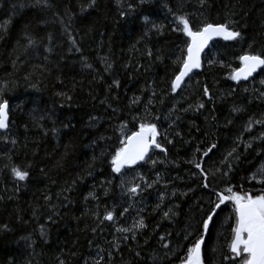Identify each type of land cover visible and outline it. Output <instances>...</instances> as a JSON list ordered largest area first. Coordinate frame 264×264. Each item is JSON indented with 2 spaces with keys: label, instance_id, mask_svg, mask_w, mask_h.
I'll use <instances>...</instances> for the list:
<instances>
[{
  "label": "trees",
  "instance_id": "16d2710c",
  "mask_svg": "<svg viewBox=\"0 0 264 264\" xmlns=\"http://www.w3.org/2000/svg\"><path fill=\"white\" fill-rule=\"evenodd\" d=\"M48 2L51 7L0 0V95L10 107L9 127L0 132V264H180L186 249L178 250L179 258L169 253V260L159 237L171 233L175 246L185 229L197 226L200 208L215 200L187 161L203 163L211 189L230 183L242 194L264 191L259 175L250 179L264 164V68L247 81L230 79L241 55L264 54V0H206L203 7L200 0H96L94 7L90 0ZM176 13L189 14L193 30L234 21L230 27L243 39H216L201 69L173 94L177 58L186 56L189 42L174 31L182 28ZM26 34L35 41L31 47ZM200 102L205 108L196 111ZM140 123L156 124L167 155L152 149L155 166L148 161L113 173L111 157ZM213 143L210 158L204 157ZM14 166L27 170L28 178L15 179ZM134 184L145 190L130 198L126 189ZM222 207L206 237L205 264H223L228 253L234 218L225 217H234L233 205ZM169 208L177 213L171 220L163 218ZM106 211L115 219L101 224L97 216L102 220ZM140 219L147 227L133 229L135 239L133 232L117 231Z\"/></svg>",
  "mask_w": 264,
  "mask_h": 264
},
{
  "label": "snow or ice",
  "instance_id": "6c2138e0",
  "mask_svg": "<svg viewBox=\"0 0 264 264\" xmlns=\"http://www.w3.org/2000/svg\"><path fill=\"white\" fill-rule=\"evenodd\" d=\"M117 2L120 3L121 0H117ZM148 2H150V0H139L141 5ZM205 3L206 0H200L201 7H203ZM41 4L44 7H51L48 0H36L37 6H40ZM95 4L96 0H90L88 7H94ZM169 11L171 12V9H169ZM122 15H126V13H122ZM144 21L147 24L149 22V17L145 16ZM175 21L178 25H181L182 28L174 29V31H182L184 35L189 38L190 42H188L186 46V56H184L182 60L180 57L177 58L178 62L181 63V67L170 84L171 93L173 94L182 87L185 83V78L189 77V74L193 69L201 67V53L204 51L205 47H207L208 42L211 39L217 36L222 37L224 40L243 39L241 31L230 27V24L235 23L234 21L220 24L204 23L197 30H193L194 26L190 20L189 14H177L175 15ZM152 27L157 31H161V27L156 24H152ZM65 31H67V29H65ZM69 36H71L70 33ZM26 39L29 47L35 43V41L30 36H27V34ZM72 44H76L74 38H72ZM48 51H51V49H48ZM147 55H152L151 50L148 51ZM239 60L241 62V67L238 70H233V73L230 76V79L237 83L241 80H248L258 69L264 68V54L261 53H246L241 55ZM87 67H91V65H87ZM114 84L116 87H119V81H114ZM261 84H264V80H261ZM203 94L209 101H212L213 97L207 86L203 87ZM152 95H156L155 91H153ZM261 96H264V92H261ZM68 99H71V97H68ZM132 103H139V98L134 99ZM148 103L151 104L152 100L149 99ZM191 108L192 106L190 105L189 109H184V111H188ZM203 108H205L203 102H200L195 106L196 111ZM8 110L9 101L0 95V131H6L9 127ZM173 111H175V109H173ZM233 111L239 112L241 109L234 108ZM156 119H159V117H156ZM176 119H179V117H176ZM251 123L252 121H249V127L246 129L247 131L251 130ZM255 123L260 124L262 121L257 120ZM169 127H171V125H169ZM161 135L162 134L158 131L155 123H140L138 131L133 132L126 139H121L120 144L122 146L115 151V154L110 160L112 172L120 174L123 169L131 168L140 162L151 161L152 165L155 166L158 161L151 159V156H149L150 150L159 149V151L165 153V155H167L168 151L167 148L162 146L157 139ZM163 135L169 144L173 143L172 139H168L166 133ZM176 135L179 136L180 134L177 132ZM260 138L264 139V136H261ZM12 142L15 143V141ZM251 146V144L247 145L249 148ZM216 147L217 145L215 143L211 144L203 151V156L210 158V154ZM197 151H200V149L198 148ZM234 151L235 149H233L232 152H229L228 156H232ZM159 162L163 163L164 161ZM187 162L191 163L193 167L200 171L203 181L201 186L204 189L212 191L215 200L210 198L207 202L208 206L206 208H200L201 217L197 226L192 231L185 229V231L179 235V239L176 241L175 246H172V241L168 240V237L172 235L171 233L159 237L161 246L168 250L165 255L168 256L169 260L172 258L168 255L169 253H171L172 256H177V258H179L177 255L178 250L184 248L186 251L183 253V258L180 259V264H205L207 247L206 237L216 228L220 219V214L224 211L222 206H226L230 202L233 205L234 217L231 215L225 217V222L234 218V226H231V240L227 244L228 253L222 256L223 264H264V191L255 196L250 192H244L242 194L241 192L234 190V186L230 183L219 191L211 189L208 174L205 171L203 163L195 159V157ZM224 162L227 163V160L225 159ZM231 168V164H228L229 172L231 171ZM11 172L15 179L19 181H24L29 176L27 170H21L18 166H14L11 169ZM258 175L261 178L257 182L264 185V165H262L258 172L254 173L250 179L257 180ZM223 176H228V172H224ZM159 179L158 174L155 182L158 183ZM123 183L124 182L122 181V186ZM145 183L148 188L153 186L146 181ZM143 190L145 189H142L140 184H134L127 187L126 194H129L131 198L139 195ZM105 195H107V192H105ZM172 195L175 196L176 193L173 192ZM183 195H186V193ZM89 197L92 199H98L95 193H89ZM89 197H85V199L87 200ZM160 199L163 201L164 197L161 196ZM159 207L160 206L157 205V209H159ZM176 207L179 206L177 205ZM123 211L127 212L128 209L125 208ZM176 214L177 213L172 208H169L163 212V218L171 220ZM97 219L100 220L101 224H103L104 221H114L115 213L114 211H106L102 220L99 216H97ZM146 227L147 225L145 224L144 219H140L134 223L133 228L121 227L118 228L117 231L121 233L133 232L132 239H135V232L133 229L140 230ZM191 227L192 226L189 225V228ZM3 230H8L7 225L3 226ZM41 232L43 233V227L41 228ZM123 239L127 240L128 237L124 236ZM166 240L167 242H164ZM136 255L139 256L140 253L137 252ZM109 256H111V253H109ZM101 259H103V257H101ZM61 264H63V262H61ZM85 264H87V262H85ZM96 264H100V261H96Z\"/></svg>",
  "mask_w": 264,
  "mask_h": 264
},
{
  "label": "bare ground",
  "instance_id": "6f19581e",
  "mask_svg": "<svg viewBox=\"0 0 264 264\" xmlns=\"http://www.w3.org/2000/svg\"><path fill=\"white\" fill-rule=\"evenodd\" d=\"M187 10H188V9H187ZM188 13H189V12H188ZM176 14H177V13H176ZM181 14H182V13H181ZM55 21H56V20H55ZM65 29H66V28H65ZM218 38H219V39H220V38L223 39L222 37H217V38H215V39H213V40L211 41V44H212L216 39H218ZM249 39H250V38H249ZM189 42H190V41H189ZM211 44L208 46V48H207V49L203 52V54H202V57H201V66H202V61H203L204 55H205V53L207 52V50L210 48ZM240 67H241V66H240ZM240 67H239V68H240ZM239 68H238V69H239ZM200 69H201V67H200L199 69H197V70H200ZM238 69H237V70H238ZM261 69H263V68H261ZM261 69H259V70H258V71H257L252 77H249V79H252V78H253V77H254V76H255V75H256ZM197 70H193V71L189 74V76H190L194 71H197ZM186 78H188V77H186ZM186 78H185V80H186ZM249 79H248V80H249ZM241 81H247V80H241ZM241 81H239V82H241ZM9 108H10V107H9ZM8 116H9V110H8ZM9 120H10V116H9ZM9 120H8V122H10ZM0 132H1V131H0ZM249 134H250V133H249ZM130 135H131V134H130ZM130 135H129V136H130ZM127 137H128V136H127ZM127 137H126V138H127ZM150 152H151V150H150ZM150 152H149V154H150ZM140 163H142V162H140Z\"/></svg>",
  "mask_w": 264,
  "mask_h": 264
},
{
  "label": "water",
  "instance_id": "95a60500",
  "mask_svg": "<svg viewBox=\"0 0 264 264\" xmlns=\"http://www.w3.org/2000/svg\"><path fill=\"white\" fill-rule=\"evenodd\" d=\"M217 37H219V36H217ZM217 37H214L213 39H215V38H217ZM213 39H211V40L208 42V45H207V47H205L204 51L208 48V46L211 44V41H212ZM204 51H203V52H204ZM203 52L201 53V57H202ZM198 69H199V68H198ZM193 70H197V69H193ZM258 70H259V69H258ZM258 70H257V71H258ZM255 73H256V72H255ZM255 73H253V75H254ZM253 75H252V76H253ZM252 76H251V77H252ZM8 120H9V116H8Z\"/></svg>",
  "mask_w": 264,
  "mask_h": 264
},
{
  "label": "rangeland",
  "instance_id": "374dc122",
  "mask_svg": "<svg viewBox=\"0 0 264 264\" xmlns=\"http://www.w3.org/2000/svg\"><path fill=\"white\" fill-rule=\"evenodd\" d=\"M260 165L262 166V165H264V164H260ZM261 166H260V167H261ZM260 167H259V169H260Z\"/></svg>",
  "mask_w": 264,
  "mask_h": 264
}]
</instances>
